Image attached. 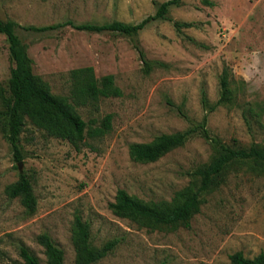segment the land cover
<instances>
[{
    "label": "rangeland",
    "instance_id": "obj_1",
    "mask_svg": "<svg viewBox=\"0 0 264 264\" xmlns=\"http://www.w3.org/2000/svg\"><path fill=\"white\" fill-rule=\"evenodd\" d=\"M164 1L0 0V19L20 25L16 31L32 71L53 94L69 95V72L85 66L97 78L113 75L122 91L75 107L88 126L111 115L110 131L86 137L80 149L26 119L17 161L0 119V264H21V246L48 264L37 242L43 233L62 249L64 264H74L76 217L88 223L92 246L117 241L94 264H231L236 251L248 258L264 253V165L258 162L225 168L202 193L189 226L154 225L110 207L118 189L158 205L175 203L185 189L196 190L195 171L218 152L202 136L203 125L210 137L232 148L264 149V0H177L166 19L150 22L135 36L70 26L44 32L22 28L68 20L137 23ZM12 67L8 41L0 33V110ZM223 75L228 102H219ZM189 129L194 131L183 145L155 161L130 156L132 143ZM20 174L30 178L36 197L31 215L19 197L7 193Z\"/></svg>",
    "mask_w": 264,
    "mask_h": 264
},
{
    "label": "trees",
    "instance_id": "obj_2",
    "mask_svg": "<svg viewBox=\"0 0 264 264\" xmlns=\"http://www.w3.org/2000/svg\"><path fill=\"white\" fill-rule=\"evenodd\" d=\"M177 0H168L160 3L154 14L148 15L137 23L112 21L106 23H80L65 21L45 26H22L24 30L44 32L70 26L76 30L87 32H113L124 36H135L150 22L166 19L169 8ZM189 25V24H188ZM175 26H180L175 22ZM18 23L12 20L0 19V33L6 36L8 51L13 67L10 69L8 79V95L2 98L4 109L0 110V119L4 123L5 137L8 140L14 158L19 161L20 134L28 119L33 125L44 130L49 136L68 141L75 149L85 143L86 137L96 138L107 134L111 129V115L104 116L100 125L88 126L76 112V106L96 102L100 98L119 97L121 89L115 84L111 74L97 78L91 66L79 67L69 72L71 89L69 95L58 96L51 92L48 84L42 82L32 71V59L29 57L26 46L17 33ZM141 58L144 60L145 71L151 69V64L144 59L142 50L137 46ZM227 76L221 79V98L219 102H228L230 99ZM194 129L174 134H162L150 143H132L129 146L130 156L137 162H152L168 151L183 145ZM202 136L210 141L218 150L212 161L200 167L195 174L200 177V186L196 190L185 189L178 193L179 199L170 205L145 203L129 195L124 189H118L114 202L110 207L119 215L134 220H141L154 225L184 224L196 213L202 202L201 195L207 191L215 178L225 168L235 162L254 161L264 165V149L258 146L248 148H232L219 139L210 137L203 125ZM10 197H19L27 214L36 210V197L33 193L32 183L26 174H20L19 179L7 187ZM37 242L43 247L48 264H64V253L46 234L37 236ZM72 242L75 248L74 264H94L106 256L116 245V240H110L96 248L90 243L89 225L76 217ZM1 254V251H0ZM19 255L21 264H40L37 256L28 247L21 246ZM231 264H264V253L248 258L243 252L236 251L229 256Z\"/></svg>",
    "mask_w": 264,
    "mask_h": 264
}]
</instances>
